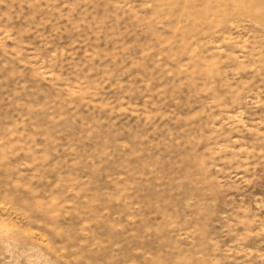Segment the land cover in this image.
<instances>
[{
    "label": "rangeland",
    "instance_id": "obj_1",
    "mask_svg": "<svg viewBox=\"0 0 264 264\" xmlns=\"http://www.w3.org/2000/svg\"><path fill=\"white\" fill-rule=\"evenodd\" d=\"M0 264H264V0H0Z\"/></svg>",
    "mask_w": 264,
    "mask_h": 264
}]
</instances>
